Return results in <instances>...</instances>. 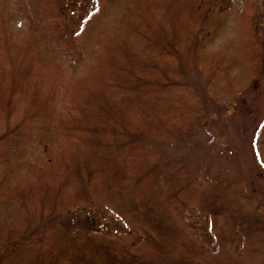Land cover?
Instances as JSON below:
<instances>
[{"label": "trees", "instance_id": "1", "mask_svg": "<svg viewBox=\"0 0 264 264\" xmlns=\"http://www.w3.org/2000/svg\"><path fill=\"white\" fill-rule=\"evenodd\" d=\"M223 1L94 0L71 32L61 0H0V264H264V210L236 220L238 185L169 168L151 144L186 112L178 61L223 96L257 68L254 0L213 45ZM97 205L124 229L65 225L66 212ZM187 207L203 232L182 221Z\"/></svg>", "mask_w": 264, "mask_h": 264}, {"label": "rangeland", "instance_id": "2", "mask_svg": "<svg viewBox=\"0 0 264 264\" xmlns=\"http://www.w3.org/2000/svg\"><path fill=\"white\" fill-rule=\"evenodd\" d=\"M61 2L65 30L71 32L79 28L83 17L95 6L94 0ZM241 3L242 0L222 2L227 19L215 47L231 40ZM9 14L12 29L24 33L23 20L13 10ZM252 28L260 50L258 66L242 87L226 96L216 95L214 89L218 85L214 86L200 70L177 62V79L188 96L186 112L167 129L162 140L151 141L161 164L176 169L180 166L196 179H225L238 185L244 198L235 209L236 220L244 215L256 220L261 214L259 210H264V131L259 127L264 122V0L253 1ZM255 139L261 145L259 157L255 153ZM261 216L264 218L263 213ZM181 218L190 231L203 232L205 219L192 207L184 209ZM63 220L65 225L76 223L74 220L83 225L104 224L112 234L124 229L118 217L100 205L73 209L72 213H65ZM47 224L40 223L41 230Z\"/></svg>", "mask_w": 264, "mask_h": 264}]
</instances>
